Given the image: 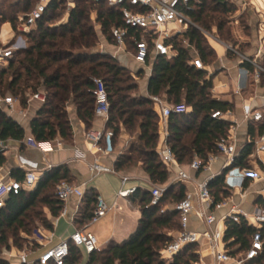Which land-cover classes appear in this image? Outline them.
<instances>
[{
	"label": "trees",
	"instance_id": "1",
	"mask_svg": "<svg viewBox=\"0 0 264 264\" xmlns=\"http://www.w3.org/2000/svg\"><path fill=\"white\" fill-rule=\"evenodd\" d=\"M64 1L50 0L37 28L29 33H20L17 29L18 16L30 13L38 0H0V35L2 27L10 24L12 30H16L26 42L24 48L14 50L13 57L0 65V98L8 94L19 97L21 105L26 107L29 93L38 90L46 93V102L40 106L30 123L31 136L36 142L52 141L57 137L67 140L72 138V122L68 112L70 106L76 108L78 118L91 129L96 120L93 79L101 78L106 84L110 101L106 128L114 132L110 143L111 152L115 150L124 131L131 137L136 136V142L130 145L128 151H122L115 159L112 167L116 172L129 171L141 163L154 184L164 185L169 179V170L158 153L159 116L151 96L165 98L170 104L185 103L191 108L187 113L171 114L168 120V142L180 164L189 166L195 155L207 160L210 154L218 153L217 142L228 135L231 123L214 119L212 113L231 111L234 105L214 98V75L193 65V55L187 44L197 49L205 65H212L216 61V51L208 43L203 30L216 29L219 36L225 34L226 14L233 11L229 0H193L194 8L189 14L196 26L190 25L186 32L167 40L174 45L176 54L155 58L148 83L149 96L139 94V79L145 73L143 69L135 73L112 54L100 51V34L95 23L100 26L101 35L109 43L115 44L112 29L124 26L121 9L102 1L74 0L76 7L70 11L68 22L56 25L53 22L59 16L58 11ZM94 13L95 23L92 20ZM10 45L3 46L0 40V47ZM127 45L129 51H135L131 40L127 41ZM234 46L245 54L240 45ZM243 66L254 73L255 68L251 64L243 63ZM262 79L264 81V76ZM250 128L251 133H254L252 124ZM259 129L262 132L264 126ZM25 137V128L6 109L0 108V139L23 142ZM252 152V144L247 143L235 166L250 167L248 158ZM5 160L4 155H1L0 166ZM69 172L65 165L54 167L42 174L34 190H22L20 194L6 199L0 210V251L3 246H9L10 237L15 238L20 230L26 232L27 220L31 221L37 216L34 209L37 204H44L52 216H59L64 202L52 196L48 190L64 180L72 183ZM225 173L226 170L214 177L209 185L216 203L232 194L225 185ZM14 174L16 179L23 181V170H15ZM172 188L165 191L157 204H152L150 190L137 188L130 195L131 201L138 204L141 212L136 230L123 242L112 241L106 248L93 252L87 264L197 262L198 244L184 247L169 261L161 254L165 246L174 240L172 232L181 230V217L175 206L163 208L185 198L184 187L178 185L175 192ZM98 198L99 194L94 188L85 190L81 223L93 220ZM255 203L264 210V195H259ZM44 223L47 229H53L51 221L44 220ZM226 225V247L232 255L242 254L250 246L253 234L258 229L244 219L240 223L227 220ZM260 231L264 238V226ZM81 261L80 250L71 245L68 264ZM0 264L9 263L0 257ZM248 264H264V251Z\"/></svg>",
	"mask_w": 264,
	"mask_h": 264
},
{
	"label": "built area",
	"instance_id": "2",
	"mask_svg": "<svg viewBox=\"0 0 264 264\" xmlns=\"http://www.w3.org/2000/svg\"><path fill=\"white\" fill-rule=\"evenodd\" d=\"M106 2L109 6L121 9L124 26H117L112 29V35L115 41V46L119 50L130 53L134 60L141 65H149L152 59L157 56L172 57L176 54V50L172 43L167 40L178 36L184 31V27L188 28L190 25L196 24L190 17V11L193 10V0H96ZM50 0H39L36 7L28 14H22L17 19V29L20 33H29L37 28L38 21L43 17L46 7ZM69 9L64 23L68 22L70 11L76 7L74 0L68 3ZM61 24V23H59ZM14 32V31H13ZM205 36L208 38L211 46L215 51H223V54L231 52L240 57L242 63H249L254 66L253 73L254 80L260 83L264 76V67L259 62V54L251 56L241 53L237 47L232 44H227L221 41L217 36L208 31L203 30ZM15 36V35H14ZM2 38V40H1ZM4 37L0 35V40L4 42ZM12 39L6 42L10 44L7 47H0V65L5 63L8 59L13 57L14 50L21 48L18 40L14 43ZM131 40L134 44L135 51H129L127 48V41ZM191 51L196 49L187 44ZM153 61V60H152ZM193 65L198 69H206L207 66L203 63L202 58L197 54L193 60ZM94 97L96 101L95 117L104 122L103 129H87L85 131V138L90 142L95 153L106 154L111 152V138L114 132L106 128L109 120L110 101L107 92V87L103 79H93ZM47 96L43 90H38L34 93L28 94L27 106L32 102H37L40 105L46 102ZM154 102V109L157 112L159 121V135L160 144L158 145L159 156L169 171L177 168V180L189 181L191 179L190 173L180 167L174 151L169 142V116L171 114H183L189 112V107L185 103L170 104L159 96H151ZM21 104L19 97L13 95H6L0 98V108L7 110L9 115H14L17 106ZM26 106V107H27ZM25 110H21L23 114ZM231 111L222 112L214 111L212 117L214 119H222L232 121L230 134L221 138L217 142V154H210L207 160L202 159L196 155L189 168L191 170L199 171L201 169H210L211 164L218 158L219 154L226 156L224 164L225 185L228 190L236 191L243 189L245 183L249 178L255 180H264V170L259 172L252 168H241L235 166L238 158H240L244 147L239 149L234 139V130L239 125L235 119H231ZM244 120L257 125L264 126V109H251L244 115ZM9 140L0 139V156L4 155L9 149ZM22 143L31 146H40L34 138L28 137ZM253 146V152L250 157L254 161L264 163V130L257 132L249 137L248 142ZM19 168L24 171L25 177L23 181L16 178L0 176V210L4 207L6 199L11 195H18L25 188L33 189L40 180L41 174L37 162L30 160L23 155L18 156ZM90 170L94 175L104 173H117L112 166L103 164L100 158H96L90 164ZM216 177V176H214ZM214 177L207 178L197 184L196 193L187 192L185 198L175 204L176 210L180 213L181 230L176 234L174 240L168 243L161 251L164 259L172 260L173 257L184 249V247L191 244H199L201 239H206L209 242L210 251L215 257L217 263H229L235 261L236 264H248L252 260L257 259L264 251V238L260 229L264 226V210L257 207L252 213L243 212L240 208L232 206L231 210L222 217V221L231 220L240 223L242 219L246 220L248 224L255 226L258 230L253 234L250 246L239 255H232L230 251L225 248L223 225H220L216 216L213 213L201 211L200 215L205 218V222L209 227L216 225L214 230H206L202 233L191 231L188 228L189 215L194 210V197L196 196L201 203L208 204L214 209H221L227 207L232 199L225 198L220 202H215L210 191V182ZM123 178V183L127 180ZM136 189H122L119 191L120 197H128L135 192ZM166 187L155 186L152 188V204H157L163 197ZM85 190L81 186L62 181L57 185L56 196L63 202H66L71 196H78L83 198ZM261 195H264V187L261 190ZM109 207L103 198L99 196L97 208L95 210L92 221H98L105 216ZM71 245L76 246L80 252L90 256L93 252L99 251V242L97 237L85 230H76L68 239H63L52 247L46 249L35 261H30L26 253L20 254L21 264H68L71 256ZM83 264V263H77Z\"/></svg>",
	"mask_w": 264,
	"mask_h": 264
},
{
	"label": "crops",
	"instance_id": "3",
	"mask_svg": "<svg viewBox=\"0 0 264 264\" xmlns=\"http://www.w3.org/2000/svg\"><path fill=\"white\" fill-rule=\"evenodd\" d=\"M232 1L239 5L240 9L247 11L249 15L254 17L252 30L255 31L256 42L253 50L245 54L256 56L258 53V60L262 64L264 59V0ZM97 26L100 28L98 24ZM187 29L188 28L184 27L182 33L186 32ZM2 32L1 35L4 37V42L8 39H12L15 35L10 24H5ZM103 39L104 43L106 40L104 36ZM17 40L20 46H26L25 39L22 36H19ZM244 42H246V40H243V43ZM103 43V47L100 48L101 52L111 53L118 58L124 66L128 67L135 73L140 69L144 70V76L142 79H139L140 95L149 96L148 83L152 74V65L155 59H152L153 61L151 60L149 65H141L134 60L129 52L126 53L123 50H119L115 44H111L107 40L105 41L106 47ZM245 44L248 45V43ZM191 52L193 58L199 54L195 51ZM220 53H222V55H220ZM216 55L218 56L216 61L212 65H206V71L209 75H214L212 90L214 98L234 105V109L231 110L233 114L231 119H235L239 123L234 130V139L237 147L241 149L247 145L249 137L259 132V127L263 126L261 124L256 126L254 123L245 121L244 115L251 109H264V81L262 79L260 83L255 82L253 72L243 66L240 57L236 54H230V52L223 54V51L221 50V52L216 51ZM164 100L166 99L164 98ZM40 106L41 105L37 102H32L27 107H23L19 104L16 113L10 115L25 128V140L32 135L30 123ZM21 110H25L23 111V114H21ZM190 111L191 108H189V112ZM68 112L73 129V136L70 140L57 137L52 141L41 142L40 146H31L22 143L21 141L9 139V149L4 154L6 160L5 163L0 166V176L15 178L14 171L20 169L18 160L19 155H23L24 157L37 162L41 176L54 167L65 165L70 171L69 174L72 183L81 186L83 190L94 188L99 196L107 203L109 207L107 213L95 222H80L81 210L84 203L83 198H79L75 195L71 196L63 203L62 211L57 217L52 216L51 212L46 209L48 218L53 224V229L49 231L52 243L50 247L63 239H68L79 229H85L97 237L99 250L106 248L112 241L120 243L127 239L131 233L136 230L141 217V212L138 204L131 201V196L120 197L118 195L119 191L122 189L142 188L151 191L155 186H163L167 189L173 187V192H175L178 185H181L185 188V193H196L197 184L199 182L210 177L219 176L225 171L224 164L226 162V156L219 154L218 158L211 164L210 169L195 171L191 170L189 166L179 163L182 169L187 170L190 173L191 179L186 182L177 180V168L174 167L173 170L169 171V179L164 185L154 184L142 167H135L126 172L94 175L90 170V164L93 163L96 158H100V161L105 165L113 166L118 154L130 145L133 137L129 136L124 131L113 152L106 154L95 153L92 145L85 138V131L88 128L85 123L78 118L76 108L70 106ZM229 122L231 123L232 121ZM251 124L255 128L254 133H251ZM104 127L105 124L100 119H96L92 126L93 129H103ZM229 134L230 130L228 135ZM248 161L250 163V167L248 168H252L254 171L257 170L258 172L264 170V163L254 161L250 156ZM124 177L128 178L125 183H123ZM245 184L248 185L246 187L244 185L243 189L231 191L232 194L230 198L232 199V202L227 207L221 209H214V207L209 206L208 204L201 203L195 196V208L189 215L188 228L191 231H197L199 233L215 229L216 225L211 227L207 225L205 218L200 215L201 211L213 213L219 224L223 225L225 231L227 225L226 221H222V217L231 210L232 206H236L248 214L252 213L258 207L255 202L258 196L261 195V190L264 187V180L258 181L249 178ZM36 187L33 189L25 188L24 190L32 191ZM174 206V203H169L165 206V209L174 208ZM62 220L64 226L63 229H60ZM56 230L60 231L58 236L56 235ZM177 233L178 231H174L172 232V235L176 236ZM224 246L228 251H231L226 247V244ZM50 247H47L46 249ZM43 252L30 257L29 260L35 261ZM197 254L199 260L193 264H219L211 253L209 242L206 239H201L198 244ZM81 255V263L87 264L90 256L82 252ZM19 256L20 255H17L16 263L14 264H21ZM116 264L119 263L117 262ZM221 264H236V262L232 260L229 263Z\"/></svg>",
	"mask_w": 264,
	"mask_h": 264
},
{
	"label": "rangeland",
	"instance_id": "4",
	"mask_svg": "<svg viewBox=\"0 0 264 264\" xmlns=\"http://www.w3.org/2000/svg\"><path fill=\"white\" fill-rule=\"evenodd\" d=\"M69 1L70 0H65L64 3L61 5V7L58 11L59 16L53 22L56 25H58L59 23H61V24L64 23L62 21L65 20L66 15L68 13ZM38 2H39V0H38ZM229 2H230V5H231V8L233 9V11L226 14V24L224 26L225 34L222 36L221 35L219 36L216 29H215V31L210 30L208 32L217 36L221 41H223L227 44H232V45L238 44V45H240L242 52L247 53L249 51H252L253 47L255 45V42H256L255 31L252 30V25L254 24V17L249 15L247 13V11L240 9V6L237 5L235 2H233L232 0H229ZM95 19H96V14L94 13V14H92L93 22ZM95 26H96V29L98 30L99 34H100V48H101V47H103L102 43H103L104 39L100 33V28L97 26V23H95ZM2 29H3V27H2ZM2 29H1V33H3ZM227 32H229L230 34L228 35ZM14 33H15L14 40L17 41V39L20 35L18 34V32L16 30L14 31ZM243 40H246V42L243 43ZM105 41L103 44H105V47H106ZM1 42H2L3 46L8 45L7 42H3V41H1ZM245 43H248V45H246ZM24 47L25 46H21V48H24ZM127 48L129 50L128 45H127ZM109 54H111V53H109ZM220 55H222V53H220ZM215 56L217 59L218 56L216 54H215ZM263 58H264V56H263ZM139 94H140V88H139ZM162 99H164V98H162ZM158 121H160L159 117H158ZM132 137H133V139H132L130 145L132 143L136 142V138H135L136 136H132ZM130 145L126 149H124L123 151L127 152ZM136 167H142V164L138 163V165ZM56 189H57V187L50 188V190H48L49 193L52 196H54L55 198H56ZM163 208L165 209V206H163ZM34 209H35L37 216L31 221L27 220L28 224H27L26 232H24L23 230H20L19 234L15 238L10 237L9 246H3L2 250L0 251V257L5 259L9 264L16 263L17 255H20L22 253H26L28 255V257L30 258L32 256L40 254L47 247H50L52 244L51 239H50L51 236L49 233L50 230L46 228L45 223H44V220L51 221L48 218V214H47V210H46L47 208L45 207L44 204L39 203L36 205V207ZM63 226H64V223L62 220L60 229H63ZM59 232H60L59 230L58 231L56 230L57 236L59 235ZM15 240H17L16 244H15Z\"/></svg>",
	"mask_w": 264,
	"mask_h": 264
}]
</instances>
